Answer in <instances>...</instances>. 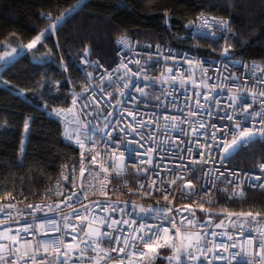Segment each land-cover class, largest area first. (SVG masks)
Listing matches in <instances>:
<instances>
[{"label": "snow or ice", "instance_id": "6c2138e0", "mask_svg": "<svg viewBox=\"0 0 264 264\" xmlns=\"http://www.w3.org/2000/svg\"><path fill=\"white\" fill-rule=\"evenodd\" d=\"M82 2V0H81ZM80 7V3L73 5L71 8L65 10L59 16L53 17L51 14H43L42 16L48 22L47 27L40 30L38 34L30 40L26 45H21L22 48H27L29 50L34 49L37 45L43 46V43L49 36L54 35L60 30L61 26L71 18ZM200 20V27L208 28L212 25H217L225 32L230 31L228 21L217 19L215 17H204L201 15L197 17ZM167 19L165 23H167ZM215 35V33H213ZM116 43L123 46L124 48H131V42L126 36V34H121ZM159 48V46H157ZM231 45L226 46L223 49V55L227 56L229 54ZM17 49L12 48L11 52H6L4 56H0V60L5 59V56H11L12 53H16ZM89 50L86 48L84 50L85 56L88 55ZM87 62V61H85ZM140 64L139 60L129 61V63ZM190 64L192 61H188ZM97 67L100 65L97 64ZM247 67V65H245ZM123 69L124 76H128L131 73L132 76L138 75V73H133L131 69L128 68L127 64L121 63L114 72H119ZM141 73L144 71L143 68L139 70ZM169 73L171 69L167 70ZM256 72L262 73L260 76L256 77V82L259 84H264V69L260 65H253V75ZM89 77L92 75L88 74ZM124 76L118 77L119 79H124ZM147 79V77H145ZM191 79V76L188 77ZM105 79L108 81L112 80V73L108 72L106 76L101 77L103 82ZM172 81L175 82L176 77H171ZM131 82L129 77L128 81L123 84V88L127 89ZM181 85L183 86L185 80L181 76ZM195 85V81H192ZM203 83V82H201ZM207 87V85H204ZM213 89L215 86H212ZM87 90V89H86ZM101 91L105 89L101 88ZM137 92L144 94V89L137 87ZM255 101L257 97H260V103L262 108H264V88L256 91L253 89H244ZM107 95H111L108 93ZM120 95L124 96L123 90L120 91ZM201 94L196 93L195 104L197 109H203L205 105H202L199 99ZM93 102L99 107V101L92 97ZM133 99H135L133 97ZM156 99H159L157 97ZM191 99V97H186L185 102ZM209 96L204 95V100L207 101ZM232 103L229 107L233 108V113L227 114L225 117L220 119H227L228 121H233L230 126L217 127L215 124L208 125L204 121L199 120H183L180 123H188L190 128V133H184L183 129L180 131L185 135L196 136L195 145L197 148H205V151L198 153L200 156L199 161H192L193 163H208L214 160L213 152L217 150H222V155L220 156V163L223 164L225 157L233 151L242 149L245 146L252 143L253 139L257 136L264 138V112H249L251 108L250 104L243 101L240 91L231 95L230 97ZM78 97L73 98V105L77 104ZM237 101H242L239 105V112L244 114L246 120L250 119L253 121L252 127H245L241 122L235 121L234 117L237 112ZM218 104L219 102L216 101ZM84 107H88L87 103ZM71 112L72 110L69 109ZM63 110H55V115L58 117L63 116ZM199 111H192L189 109V116L195 117L201 115ZM112 115L108 112L104 115V120L106 121L103 127L97 125L96 127L89 129L90 122H81L79 117H74V123L77 125L72 131L65 130V136L68 140L74 141L81 149V161L79 169V185L77 184V176L75 168L72 169V179L71 184L74 191L65 195L63 191H56L55 195L57 197H64L56 207L59 208L60 204H64L67 208L71 209V212L63 216L64 227L63 234L59 235L53 239H40L39 236L47 237L49 234V229L47 225H51V231L56 233H61V227L55 221H48L45 223L36 224L35 228L33 224H27L22 227L13 229L12 227L6 226L13 222L11 209L15 208L14 204L0 205V213L5 214V219L0 220V264H40V260L44 258H52L55 264H110L111 261L116 260L118 264H152V261L157 258L159 253V248L168 246L171 248L173 255L169 256L167 259L169 264H203L207 261V264H213L214 260H227V264H232L233 261L236 264H264V228H258L260 235L258 246L255 245L253 239H248L243 242H238L234 240L233 233L239 231L240 236L243 235L245 224H259V218L264 217V212L260 210L253 211L251 209L244 211H229L228 209H223L221 212L212 213L211 205L213 203L212 199L209 198L207 201L200 197L197 200H192L191 204H183L176 206L173 201L176 197L172 195L171 189L173 186L176 187V191L179 196L184 199L196 196L195 185L192 181L185 179V174L172 173L171 177L168 179L162 178L159 171L152 170L155 179L151 176L148 177L149 183L146 185L144 182H139L136 188V192L142 194V198L150 194L151 191L160 192L163 196V200L166 204L161 205L157 201L156 206L149 205L147 207L137 204L135 201L129 202L127 200L116 199L112 200L109 192L111 191L115 194L118 189H109L108 183H110L109 177L114 173L115 176H121L125 171V152H121L119 149L123 145L125 150L129 153L128 159H133L135 156L145 155L148 156L147 160H141L142 165H151L152 158L150 153L154 152L155 149H146L144 153H140L136 148H128L127 145L136 144L139 148H144V144L140 141L127 140V136L132 133H137L141 136V140L145 137L142 133H138V128H145L151 123H155L153 120L147 122L139 120L135 125L126 124L124 127H120V120H116L115 123L108 122V117ZM123 115V111L121 112ZM128 115L132 116L133 120H136V113L128 111ZM207 115L212 116L211 109L208 110ZM257 117H259L260 127H256ZM165 120H171V127L177 128V117H165ZM159 125L157 124V128ZM168 127V125H165ZM28 124L25 123V130H27ZM111 128V130H108ZM211 129L209 133L208 129ZM236 129L233 131L232 129ZM203 130V131H201ZM99 131L103 137H106L102 142L98 140L96 133ZM113 132L117 134L114 136ZM124 133V135H120ZM219 133V136L217 135ZM230 136L231 138H226ZM200 137H204L205 140H211V144L205 145L200 143ZM149 140H153L154 137L149 135L147 137ZM191 143V141L189 142ZM179 147V145H177ZM23 147L21 148V159L17 161L18 165H22L24 161ZM193 149L189 147L187 149L188 153H191ZM94 153L91 155V159L86 163L85 157L87 154ZM100 157L104 160L107 157H111L112 163H102L98 170L92 169L91 164ZM183 159V157H181ZM158 168L159 165H156ZM178 168H184V165H177ZM260 170L264 173V163L259 165ZM150 169L148 167H137V175H147ZM170 171V170H169ZM209 172L211 169L208 170ZM217 171H219L217 169ZM85 173H88L85 176ZM204 176L208 175V172H203ZM224 176V173H220ZM232 177H238V173H229ZM64 181H68L69 177L67 175H62ZM95 181V183H93ZM248 182L250 187L259 188L264 190V183H261V176H249L245 173L244 177L239 180L225 178V187L220 189L229 200H243L246 198V192L243 187L245 182ZM180 182H183L182 184ZM61 187L60 183L57 184V189ZM124 187H128L127 181H125ZM205 196L211 197V193L208 189L203 188ZM147 188V190H146ZM129 194H135L132 188H128ZM53 193L52 189H49L46 196ZM91 196L105 197V199L92 200ZM82 197V199H81ZM88 203H84V201ZM205 203L209 205L208 208L205 207ZM77 205L79 207H77ZM129 206L131 210H129ZM27 208L32 209L33 213L42 211L41 204L29 203L26 205ZM51 210V206H48ZM8 209L9 211H5ZM82 209V211H81ZM99 209L101 212L107 215L98 216L96 210ZM204 212L206 219L203 223H200L196 218V210ZM188 215H184V213ZM119 214V218H116L114 214ZM73 215L77 219L85 221L83 224L73 223ZM180 216L179 223H177L176 216ZM214 216H225L228 221V225L233 229V233H230L225 227V220L221 219L219 223H214ZM127 217V218H125ZM35 220V216H33ZM139 220V223L137 222ZM148 220L154 221V223H149ZM18 223V221H15ZM165 222L170 226H165ZM212 226L211 231L208 227ZM105 227L107 230H104ZM174 229V234L172 233ZM199 229V230H197ZM215 229H224L222 232H217ZM22 233H27L31 236V239L25 238ZM82 233V234H81ZM220 236H225L227 241L231 243H216L215 238ZM212 239H207V237ZM69 237V239H66ZM107 240L110 247H104V241ZM143 245L147 248L144 251L140 246ZM239 248L237 252H230V249ZM255 249V250H254ZM91 252L92 255H88ZM117 253L115 257L111 253ZM219 253V254H218ZM223 253H228L226 258ZM238 257H249L247 261L243 258L237 259Z\"/></svg>", "mask_w": 264, "mask_h": 264}, {"label": "built area", "instance_id": "2783aa9c", "mask_svg": "<svg viewBox=\"0 0 264 264\" xmlns=\"http://www.w3.org/2000/svg\"><path fill=\"white\" fill-rule=\"evenodd\" d=\"M43 14L47 15L51 13ZM201 15L204 17H215L217 19L228 21L230 31L225 32L217 25H212L208 28L200 27L201 22L197 17H200ZM191 24L192 28L190 36L216 44L218 54H199L186 47L174 46L167 42L141 39L128 34H126V36L131 42V48H124L116 43L117 38L121 35L120 34L114 40L115 58L112 64L107 65L98 57L89 55L85 56V54L78 56L77 65L84 80L82 91L78 92L71 90V99L65 105L55 106L44 102L40 106V109L46 110L49 118H52L59 123L61 139L65 143L77 148L78 154L69 164L63 165L59 169L55 178L41 192V197L26 200L23 203L10 200L0 201V205H16L15 208L10 210L12 212L13 222L6 226L16 229L27 224H33V227L35 228L36 224L55 221L61 227L62 232L56 233L51 231V225H47L49 229L48 236H39V238L53 239L63 234V216L69 214L71 209L67 208L64 204H60L59 208L56 207V204L63 200L64 197H57L55 192L63 191L65 195H67L75 190L71 184L73 168L76 170L77 184L79 185L81 149L74 141L68 140L65 136L66 129L72 131L77 126L74 123V117L77 116L81 122H90V130L97 125L103 127L106 122L104 120V115L108 112L112 113V115L108 117V122L115 123L116 120H120V127H124L126 124L135 125L139 120L147 122L151 119L155 121V123H151L145 128L137 129V132L142 133L145 137L144 140H141V136L137 133H132L126 138L127 140L140 141L144 144V148H139L136 144L127 145L128 148H136L140 153H144L146 149H155L154 152L150 153L152 158L151 165H142L140 163L141 160L148 159V156L145 155L135 156L133 159H128L129 153L125 150V146L122 145L120 147L119 150L125 152L124 163L126 167L121 176L117 177L113 173L112 176L109 177L110 183H108V188L119 190L115 194L111 191L109 192L112 200L121 199L129 202L135 201L137 204L145 207L149 205L156 206L157 201H159L161 205L166 204L167 202L163 200V196L160 192L151 191L148 196L142 198V194L135 191L139 182H144L147 185L149 183V176L155 179V176L152 173L153 169L159 171L161 177L165 179L170 178L172 173L179 174L183 172L185 174V179H190L195 185L197 195L188 199L181 198L179 193L175 190L177 186H173L170 199L176 197V200H174L173 203L177 207L185 203L191 204L192 200H197L200 197H203L204 201L211 198L213 201L211 205L212 213H218L223 209H227L221 205H226L233 201L229 200L227 196L220 191V189L225 187V178L239 180L244 177L245 173H247L249 176H261L260 182L264 183V173L261 172L259 167L261 163H264V160H259L250 167L239 166L232 163L231 159L241 149H238L237 153L231 158L226 156L223 164L220 163V156L223 154L222 150L214 151V160L206 164L192 162L194 160H200L198 153L205 151V148L196 147V136L190 134L185 135L180 131V129H183L184 133H190L189 124L180 123V121L202 120L208 125L215 124L217 127L232 125L233 121H228L227 119L221 120L220 118L233 113V108L229 107L232 103L230 97L237 93L238 90L240 91L243 101H246L247 104L251 105L249 112H264V108H262L260 103L261 98L257 97L254 101L253 98L244 91L245 88H254L256 91L264 88V84L256 82V77L260 76L262 73L256 72L255 75H253V65L258 64L264 69V61L241 59L231 57L229 54L227 56L223 55V49L228 46L227 44L232 34L231 18L229 16L212 15L209 12L202 11L194 16L191 20ZM213 33H215V35H213ZM157 46H159V48ZM136 60L140 61L139 65L134 62L129 63V61ZM188 61H192V63L190 64ZM122 62L127 64L128 68L131 69L133 73H138V75L132 76L131 73H129L128 76H124L123 69L119 72H114L113 69H116ZM97 64L100 65V67H97ZM245 65H247V67H245ZM140 68L144 69L142 73L139 71ZM168 69H171L172 71L169 73L167 71ZM108 72L112 73V80L108 81L105 79L102 82L101 77L106 76ZM89 73L92 74L90 77L88 75ZM120 76H124V79H119L118 77ZM181 76H183L185 80L183 86L180 82ZM189 76H191V79L188 78ZM129 77L131 78L129 87L124 89L123 84L128 81ZM145 77H147V79ZM171 77H176L175 82L172 81ZM193 80L195 81V85L192 82ZM205 84L207 87L204 86ZM212 86H215V88L213 89ZM137 87L144 89L143 95L136 91ZM101 88L105 89V91H101ZM121 90L124 91V96L120 95ZM197 92L201 94L199 96L201 104L205 105L203 109H197L196 107L195 99ZM108 93L111 95H107ZM205 94L209 96L207 101L204 100ZM93 96L95 97V100L99 101V107L93 102ZM74 97H78L76 105H73L72 103ZM133 97L135 99H133ZM157 97H159V99H156ZM186 97H191V99L187 100V103L185 102ZM216 101L219 103L217 104ZM241 102L242 101H237V112L234 119L237 122H241L245 127H252L253 121L250 119L246 120L244 114L239 112L238 105ZM86 103L88 107H84ZM69 109L72 111L70 112ZM189 109L192 111H199L202 114L195 117L189 116ZM209 109L212 111L211 117L207 115ZM55 110H63V116H56ZM122 111L123 115H121ZM128 111L136 113V120H133L132 116L128 115ZM173 116L178 118L176 122L178 125L177 128L171 127V120L164 119L165 117ZM30 119L31 116H26V120ZM157 124L159 125L158 128ZM165 125H168V127H165ZM256 127H260L259 117H257ZM108 130H111V128ZM232 130L236 131L234 128ZM208 131L210 133L211 129L209 128ZM116 134V132H113L114 136ZM120 135H124V133H120ZM149 135H152L154 139H147ZM217 135L219 136V133ZM96 136L101 142L106 139V137H103L99 131H97ZM226 138L230 139L231 137L227 136ZM254 140L264 141V138L257 136L253 141ZM190 141L191 143H189ZM200 143L206 147V145L211 144L212 141H206L204 137H200ZM177 145H179V147H177ZM189 147L193 149L191 153L187 152ZM91 155H94V153L86 155V163L91 159ZM181 157H183V159H181ZM105 162L110 165L112 163L111 157H107L104 160L98 157L97 160L91 164V168L98 170L100 165ZM156 165H159V167L157 168ZM177 165H184L185 167L178 168ZM137 167H148L150 171L147 175H137ZM209 169H211L210 172L208 171ZM217 169L219 171H217ZM233 171L239 174L238 177H232L229 175V173ZM203 172H208V175L204 176ZM221 172L224 173V176L220 175ZM62 175H67L69 180L64 181ZM87 175L88 173H85V176ZM125 181H127L128 187H124ZM58 182L61 185L59 189H57ZM93 183H95V181ZM180 183L182 184L183 182ZM201 186L210 191L211 197L204 195ZM243 187L246 196L250 190H261L259 188L250 187L247 181ZM128 188H132L135 194H129ZM49 189H52L53 193L46 196L45 193H47ZM90 199L103 200L105 197L90 195ZM29 203L41 204L43 210L33 213L32 209L26 207ZM84 203H88V201L85 200ZM49 205L51 206V210L48 207ZM77 207L79 206L77 205ZM205 207L208 208L209 205L205 203ZM129 210H131L130 206ZM5 211L7 212L9 210L6 209ZM96 214L98 216L107 215L99 209L96 210ZM114 215L116 218H119L118 213ZM184 215L188 214L185 212ZM33 216H35V220L33 219ZM196 218L200 223H203L206 219V215L204 212L197 209ZM2 219H5L4 213H0V220ZM213 219L214 223H219L221 219H224L225 227L230 233H233V229L228 225L225 216H214ZM176 220L177 223H179V215L176 216ZM15 221H18V223ZM72 222L78 225L86 223L85 221L77 219L75 215H73ZM137 222L139 223V220ZM148 222L154 223V221L151 220H148ZM165 226L170 227L167 222H165ZM258 228H264V217L259 218L258 225L245 224L242 236H240L239 231L234 232V240L243 242L248 239H253L255 245L258 246L260 239L257 230ZM104 230H107V228L105 227ZM208 230H213L212 226H209ZM223 230L224 229H215L218 233ZM171 231L174 234L175 230L172 229ZM21 235L27 239L32 238L27 233H22ZM66 239H69V237H66ZM207 239L210 240L212 238L209 236ZM215 241L216 243H231L230 241H227L225 236L220 235L215 238ZM104 247H110L107 240L104 241ZM140 247L144 251H147V248H144L143 245ZM237 251H239V248L230 249V252L232 253ZM159 253L160 255L152 261V264H169L167 258L173 255L171 248L168 246L160 247ZM88 255H92V253L89 252ZM111 255L115 257L117 253L113 252ZM223 255L227 258L229 254L223 253ZM241 258L245 261L250 259L249 257H238L237 259L239 260ZM40 264H55V261L52 258H44L40 260ZM85 264H88V262L85 261ZM110 264H118V261L113 260ZM125 264H127V261ZM203 264H207V261H204ZM213 264H227V260H214ZM232 264H236V262L233 261Z\"/></svg>", "mask_w": 264, "mask_h": 264}, {"label": "trees", "instance_id": "16d2710c", "mask_svg": "<svg viewBox=\"0 0 264 264\" xmlns=\"http://www.w3.org/2000/svg\"><path fill=\"white\" fill-rule=\"evenodd\" d=\"M77 3V12L43 46L21 47L47 27L42 13L56 17ZM202 11L231 18V57L264 61V0H0V54L17 49L0 63V201L40 197L77 156V148L61 139L59 123L40 106L65 105L71 90L82 91L77 58L86 48L89 56L110 65L115 38L128 34L216 55V44L190 36L191 20ZM22 147L24 161L18 165ZM259 160H264L263 140L231 159L245 167ZM221 206L264 212V191L250 190L245 199Z\"/></svg>", "mask_w": 264, "mask_h": 264}, {"label": "rangeland", "instance_id": "374dc122", "mask_svg": "<svg viewBox=\"0 0 264 264\" xmlns=\"http://www.w3.org/2000/svg\"><path fill=\"white\" fill-rule=\"evenodd\" d=\"M10 52H11V50H10ZM13 54V53H12ZM5 54L3 53V54H0V56H4ZM7 60V56H5V59H3V60H0V63L1 62H5ZM23 144H24V140L22 141V146H23Z\"/></svg>", "mask_w": 264, "mask_h": 264}, {"label": "water", "instance_id": "95a60500", "mask_svg": "<svg viewBox=\"0 0 264 264\" xmlns=\"http://www.w3.org/2000/svg\"><path fill=\"white\" fill-rule=\"evenodd\" d=\"M237 153V150L236 151H233V152H230L227 157L231 158L233 157L235 154Z\"/></svg>", "mask_w": 264, "mask_h": 264}, {"label": "bare ground", "instance_id": "6f19581e", "mask_svg": "<svg viewBox=\"0 0 264 264\" xmlns=\"http://www.w3.org/2000/svg\"><path fill=\"white\" fill-rule=\"evenodd\" d=\"M40 197H41V193H40ZM39 198V197H38ZM30 200V199H29ZM26 201V200H25ZM19 203V202H18ZM23 203V202H22Z\"/></svg>", "mask_w": 264, "mask_h": 264}]
</instances>
